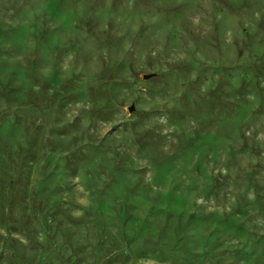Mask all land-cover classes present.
I'll return each mask as SVG.
<instances>
[{"label": "rangeland", "instance_id": "1", "mask_svg": "<svg viewBox=\"0 0 264 264\" xmlns=\"http://www.w3.org/2000/svg\"><path fill=\"white\" fill-rule=\"evenodd\" d=\"M0 264H264V0H0Z\"/></svg>", "mask_w": 264, "mask_h": 264}]
</instances>
